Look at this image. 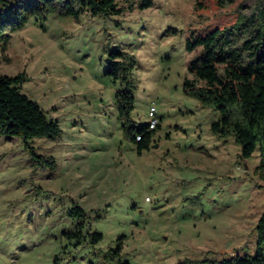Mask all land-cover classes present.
Returning a JSON list of instances; mask_svg holds the SVG:
<instances>
[{
	"label": "rangeland",
	"instance_id": "obj_1",
	"mask_svg": "<svg viewBox=\"0 0 264 264\" xmlns=\"http://www.w3.org/2000/svg\"><path fill=\"white\" fill-rule=\"evenodd\" d=\"M195 1L153 0L141 10L139 0H117V14L30 17L0 45V76L24 73L21 92L60 130L26 143L0 135V264H182L254 254L264 211L258 151L243 158L233 136L213 135L219 113L183 92L201 50H185L186 26L212 17L194 13ZM237 2L244 19L223 50L245 67L255 59L264 0ZM112 49L134 60L130 124L147 123L156 108L159 125L141 153L117 114L125 86L105 74ZM217 69L223 76V65ZM74 206L84 213L69 214ZM92 233L101 239L90 243Z\"/></svg>",
	"mask_w": 264,
	"mask_h": 264
},
{
	"label": "trees",
	"instance_id": "obj_2",
	"mask_svg": "<svg viewBox=\"0 0 264 264\" xmlns=\"http://www.w3.org/2000/svg\"><path fill=\"white\" fill-rule=\"evenodd\" d=\"M152 1L139 0L138 8H149ZM231 3L232 8L224 10V0L195 1L194 13H212V17L199 25L186 26L185 50L191 52L199 47L201 50L188 64L187 69L195 78L184 80L183 92L198 100L202 107L219 113V119L210 125L213 135L233 136L243 158H250L258 151L257 170L264 172V7L259 12L262 32L255 48V59L242 67L234 54L223 50L226 33L244 19L240 14L241 4L237 0ZM83 12L93 16L111 15L119 13V9L117 0H0V45L5 46L10 34L21 29L30 17L40 22L50 14L77 17ZM107 56L105 74L125 86L115 96L123 137L141 153L149 148L158 126L148 130V122L137 126L130 124L134 97L128 77L134 60L119 49L108 51ZM217 64L223 65V76L219 75ZM26 79L24 73L0 76V135L20 137L25 143L35 137L58 136L60 130L57 123L48 119L37 103L21 92V84ZM137 136H140L139 140H136ZM31 154L34 153L31 151ZM261 178L264 179V173ZM83 213L78 206L69 211L71 215ZM255 232L253 255L182 264H264V211L257 221ZM100 239L99 233H92L89 237L90 243ZM120 249V246L112 249V255H117Z\"/></svg>",
	"mask_w": 264,
	"mask_h": 264
},
{
	"label": "built area",
	"instance_id": "obj_3",
	"mask_svg": "<svg viewBox=\"0 0 264 264\" xmlns=\"http://www.w3.org/2000/svg\"><path fill=\"white\" fill-rule=\"evenodd\" d=\"M148 117H149V121H148V130H153L158 126L159 123V119L156 116V108L154 105H152L148 111ZM140 136L136 137V140H139Z\"/></svg>",
	"mask_w": 264,
	"mask_h": 264
}]
</instances>
